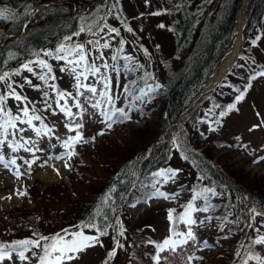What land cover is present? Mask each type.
I'll use <instances>...</instances> for the list:
<instances>
[{"label": "trees", "instance_id": "1", "mask_svg": "<svg viewBox=\"0 0 264 264\" xmlns=\"http://www.w3.org/2000/svg\"><path fill=\"white\" fill-rule=\"evenodd\" d=\"M175 1L172 9H164L159 13L162 16L159 27L166 30L167 36L174 42L175 52L179 53L187 46L190 34L197 26L203 13L201 7L210 0H191L198 1L191 11L188 9L191 6L189 0ZM241 1L220 0L216 19L213 23L205 21L197 35L194 50L185 62L181 61L184 67L179 70L174 67L169 71L164 65L153 76L146 68L147 57H142L138 65L129 64L120 68L117 64L123 50L116 52L115 73L117 78L123 80V104L116 108L115 102L107 103L105 113L112 114L115 109H123L127 118L119 117L117 113L112 121L104 119L102 127L84 140L93 142L100 138L103 143L94 148L95 152L75 153L79 161L72 164L71 172L75 178L69 180L70 189L67 190L63 184L49 186L44 191L38 190V183L26 186L23 193L33 209L9 211L0 216V244L38 240L41 236L52 237L58 233L63 235L65 229L68 232L82 231L85 235H99L96 229L82 226L91 222L107 231V235L100 236V244L94 246L95 249L92 247L93 251L97 250L92 264H101L113 248L117 255L112 258L107 255L103 264H159L160 254L168 248L163 251L158 249L157 245L166 239L155 240L152 235L157 213H144L132 220L129 211L153 199H179L183 194L186 199L179 201L176 206H162V210L157 211L166 217V230L171 239L177 236L173 240L182 239L175 235L181 232L179 228L185 223L179 217L192 203L196 209L191 213L192 219L196 221L193 225L198 226L204 221L214 223L201 242V248H212L214 245L220 249L208 256L195 254L190 257L189 264H244L246 259L247 264H259L255 259H248V256L252 254L264 258V245L251 243L258 235L264 236V215H256L264 214V177L247 186L241 178L230 175L226 162L214 159L213 146L219 151H226L236 145V136L233 141H213L208 137L205 125L209 124L213 134L220 132L223 120L245 100L251 87L248 85L261 78L255 75L264 71V65L254 64L251 47L260 43L263 35L264 0L248 1L244 11L243 52L239 53L220 85L200 97L194 107L189 109L192 101L209 83L214 66L225 51L232 47ZM49 2L51 4L45 5ZM110 16L123 21L130 28L119 0H0V75L7 74L4 80H0V95L6 97L3 108L12 114L9 101L15 98L9 95L12 90L9 85L15 87L16 82L21 81L19 75L24 64L34 68V64L44 60L48 52V60L68 56V49L58 55L57 48L65 41L73 40L69 49L74 50L76 38L87 33L98 34L105 25L110 26ZM81 28L84 31L81 32ZM133 32L126 35L128 42L122 38V49L129 44L127 46L133 51L140 48L145 51L143 38L136 37ZM51 81L48 80L49 85ZM41 83L44 88L48 87L44 81ZM241 91L244 98L237 102L236 97ZM232 104L236 107L229 110ZM50 111L45 108L44 99L29 108L30 115L42 118L33 120L30 129L46 125L54 131L55 126L47 125L43 119V115ZM221 112L226 114L221 116ZM139 122H143L141 129H131L133 123ZM108 123L112 126L108 127ZM109 134L113 140H109ZM6 138L3 134L4 141ZM200 149V154L194 152ZM10 150L13 151L12 148ZM13 153H17V150ZM184 156L188 159H184ZM0 157L9 161L1 151ZM168 169L175 171V176L156 175ZM190 170L195 181L188 188L179 183V179ZM228 175L232 182L240 186H231L226 181ZM175 182L177 189L171 192L168 185ZM91 183L92 192L87 190ZM95 187H98L97 193L93 192ZM209 188L217 195L205 193L209 197L207 203L212 207L208 212H203L200 209L205 205L204 199L198 197L193 200V197L197 192ZM158 193H164L165 196H159ZM249 196L255 209L248 211ZM70 209L71 217L66 213ZM249 224L252 227L247 228ZM121 228L123 236L119 235ZM256 228L259 233L254 230ZM114 232L122 248L117 247ZM243 235L245 239L242 242ZM65 238L71 239L70 236ZM41 255L42 248H31L25 252L28 264H39L38 257Z\"/></svg>", "mask_w": 264, "mask_h": 264}, {"label": "rangeland", "instance_id": "2", "mask_svg": "<svg viewBox=\"0 0 264 264\" xmlns=\"http://www.w3.org/2000/svg\"><path fill=\"white\" fill-rule=\"evenodd\" d=\"M189 1L191 3L193 2L191 0ZM248 1L249 0H243L244 4H242L241 8L244 7V11ZM219 2L220 0H210L209 3L201 7L203 13L196 23L197 26L190 34L187 46L181 50V52L176 53L172 38L167 36L165 29L159 27L162 16L156 14L164 9H172L176 3L175 0H119L120 8L128 22H130V28L135 31L133 32L135 36L137 35L143 38V46H146L145 49L147 51L141 48L133 51L132 48L127 46L129 44H126L121 52L120 42L122 38L124 41L126 40L128 42L126 35L131 33L125 30V23L123 21H117L116 17L111 16L109 19L110 26H107L109 28L113 26L119 29V36H116L114 33H109L108 28L105 27L98 34L87 33L79 36V39L76 38V46L81 44L84 45L88 64L94 62V64L101 69L100 73L96 75L89 73L87 74V78L84 76L80 77L82 84L97 89L95 94L89 92L87 88L81 87L79 92L82 93V95H78L76 77L71 71L72 66L68 65L65 60H58L56 58L48 60V53L50 52L45 54L44 61L51 67V73H48V69L42 68L39 63L34 64L35 67L32 68V72H28L27 69L24 68L21 75H19L21 81H17L13 88H15V91L20 95L26 96L27 101L21 102L15 101V99L9 101L12 115H19L20 120L16 121L15 128L10 127L8 129L6 141L3 139V134H5L4 130L0 128V140L4 141L3 144H0V151L4 153L9 160L7 161L5 159L0 162V216L9 211L19 209L30 211L33 209V205L28 202L23 193L26 186H33L35 183H38V190L44 191L49 186L63 184L67 190L70 189L69 180L71 177L75 178L71 172L72 164L75 161H79L75 153L85 154L95 152L94 148L96 146H101L103 141H101L100 138L93 142H84V140H86L87 137L93 136V134L102 127L104 122L105 117L102 113H105L107 102H105V98L101 97L100 93L105 91V77L108 83V95L111 97L112 102H115L116 108L121 107L123 104L122 91L124 84L122 78H117L115 73L116 62L112 59V57L116 55V52H121L117 64L120 68L129 64L138 65L142 57H147L148 62L146 68L153 76L159 73V70L163 69L164 65H166L169 71L174 67L175 70L176 68L179 70L184 67L181 61L183 60V62H185L184 60L194 50V43L197 39V35L202 30L206 23L205 21L207 20L209 23H213L216 19ZM191 3V6H188L190 11L195 4L198 5V1ZM49 4H51V2L45 5ZM72 41L67 40L62 43L65 50L72 46ZM97 41H99V43H97ZM104 43H108L109 47H101ZM60 46L57 49H59ZM242 47H244V44ZM228 50L230 51L231 48L225 51L214 68L220 65L223 57L229 52ZM63 52L57 51V54L60 55L63 54ZM125 57H130L131 59H125ZM251 57H253L254 64L264 65V26L260 43H256L253 48L251 47ZM68 58H77L75 52ZM165 59L167 63H165ZM174 60L177 62L175 63ZM105 63L108 65V68L103 67ZM61 68L67 70L61 71ZM247 68H249V65ZM81 71L82 68L76 69L77 73ZM45 73H48L50 77H55L54 80L51 79L50 85L54 84L58 91L70 94L67 95L65 99L60 100L59 103L64 104L65 101L67 102V107L73 113L72 117L60 111L56 102V91L50 87L44 88V86H42V80L38 77ZM27 81H31V84L27 83ZM45 92L48 93V102H51L52 107L51 113H45L43 119L46 120L45 123L47 125L55 126V130L49 132L47 135L42 134L37 136L35 130L30 129L28 124L21 123V120L25 118L20 109L24 106L32 108L34 104L42 102ZM97 101L101 102L100 107L93 108L92 105ZM77 103L81 105L80 108L75 106ZM3 122L4 116L0 114V124H3ZM78 124L82 125V127L77 128ZM132 125L131 129H141L143 127V122L133 123ZM222 126L223 129L221 128L222 130L220 132L213 134L214 131H211L209 129V124L206 123L205 127L208 137L213 141L216 140V142H219V140L224 142L227 140L233 141L236 136V145L231 146L226 151H219L216 146H213L215 148L214 159L218 158L226 162L230 175H234L238 179L241 178V180L244 181L243 183L247 186H251L252 182L259 181L264 177V76L252 81L245 100L239 104L235 112L231 113L223 120ZM69 128L72 130L70 131ZM20 129H23V131H20ZM77 132L83 137V141L73 144L71 148H65L64 142L70 137H75ZM108 138H110L109 140H113L111 134L108 135ZM25 140H28L29 143L25 144ZM61 142H63V144ZM10 143L25 146L20 147V151H18L17 148V153H13V151L10 150L13 145L10 147ZM118 146L121 148L120 144H118ZM25 148H29L31 151H26ZM198 151L201 152L202 149ZM69 153L72 154L69 155ZM11 160H15L16 163L14 165L11 164ZM26 161L28 163H26ZM5 164L8 166L5 167ZM17 173H19V175H17ZM180 179L179 183H183L189 188L194 185L195 176L190 170V172L183 173ZM229 180L230 177L228 175L226 181L231 184ZM176 185V182L174 184L170 183L168 189L173 192L177 189ZM91 188H93L92 183L88 184L87 190L92 192ZM96 188L98 187L93 189L94 193H97ZM185 199L186 196L183 194H181L179 199L169 197L157 198L148 204L130 210L129 214L132 220H135V218L144 213H150L152 215L157 213L155 215L156 219L152 235H154L155 240L161 238L168 239L171 238V235L166 230L168 229L166 217L159 215L157 211L162 210V206L174 207L179 201ZM66 213L69 217L72 216L71 209ZM213 226L214 223L208 221H204L198 226H189L186 223L181 224L179 228L181 231L180 233L186 234L189 227H191L195 239H188L187 243L176 246L174 250L172 248L165 250L160 254L159 264H189L190 257L195 254L208 256L210 253L215 254L219 252V247L214 245H212V248H201V242L207 237V234L211 231ZM175 238H178V236L172 239ZM183 238L184 237H182V239ZM117 241L119 240L115 238V242ZM93 248H88V250L79 254L77 259L67 262V264H92L97 254V250L93 251L95 249ZM0 264H28V261H21L17 255H12L11 259L5 258L0 261ZM101 264H103V262Z\"/></svg>", "mask_w": 264, "mask_h": 264}, {"label": "snow or ice", "instance_id": "3", "mask_svg": "<svg viewBox=\"0 0 264 264\" xmlns=\"http://www.w3.org/2000/svg\"><path fill=\"white\" fill-rule=\"evenodd\" d=\"M157 15L159 13H156ZM161 27H163V25H160ZM106 28H108V32L109 33H114L116 36L120 35V31L119 29L115 28V27H108L107 25H105ZM126 30L131 32L132 29L128 28L127 25H125ZM84 31L83 28H81V32ZM97 43H99V41H97ZM121 43V50L123 47V41L120 42ZM101 47L103 48H108L109 44L108 43H104L103 45H101ZM58 52H63L65 51V48L63 45L60 46L59 49H57ZM68 56H57L56 59L58 60H65L67 62L68 65H71V71L75 74L76 77V88H77V94L78 95H82V93L79 92V89L81 87L87 88V90L93 94H95L97 92V89L94 87H89L88 85H84L82 84L80 77L84 76L85 78H87V74H92V75H96L98 73H100L101 69L100 67L96 66L94 64V62L92 64H88L87 59H86V55H85V50H84V45H77L76 48L73 49H68ZM146 51V50H145ZM73 52H75V55L77 58L75 59H69L68 57L73 55ZM113 60L116 59V56L112 57ZM125 59H131L130 57H125ZM39 65L44 68V69H48V73H51L52 69L51 67L44 61V60H40L38 61ZM23 67L25 69H27L28 72H32L33 69L32 67L29 66V64H24ZM104 68H108V65L105 63L103 64ZM77 68H82V71L77 73L76 69ZM67 69L65 68H61V71H65ZM48 73H45L43 75H39V79L44 81V83L46 85H48V87L52 88L54 91H56L57 93V106L59 107L60 111L65 113L67 116L72 117L73 113L72 111L67 107V102L65 101L64 104H60L59 101L65 99V97L67 95H70L68 93H64V92H60L55 88V85H49L48 84V80L49 79H55V77H50L48 75ZM7 74L5 73L4 75H0V80H4L5 76ZM257 75L259 76H264V71H261L259 73H257ZM255 77H251V79H254ZM6 82V81H5ZM27 83L31 84V81H27ZM251 85H248V87H250ZM104 87H105V91L101 92L100 95L101 97L105 98V102L107 103H112L111 97L108 95V83H107V78H104ZM9 88H12V91L9 93V95H11L12 97L15 98V100L17 101H27V97L26 96H22L19 93H17L15 91V88L12 87V85H9ZM127 90V89H125ZM237 91H239V89H237ZM244 98V93L241 91L240 94L236 97V101L239 102L241 100H243ZM6 100V97L3 95H0V114H3L4 117H6V119L4 120L3 124H0V128H2L4 130L5 135L8 132V129L11 128H15L16 127V121L20 120V116H13L9 111H6L3 108V104L4 101ZM44 101H45V108L46 109H51L52 105L50 102H48V93L45 92L44 93ZM101 105L100 101H97L95 104L92 105L93 108H99ZM77 108H80L81 105L79 103H77L75 105ZM236 107L235 104H232L229 106V110L234 109ZM23 117L25 118L24 120H21V123H26L29 126H32V122L33 120H41V116L39 115H30L29 114V108L27 106H24L23 108L20 109ZM33 112H35V108L32 109ZM119 113V117L122 118H127V113L124 112L123 109H115L112 114H108V113H102V115H104L105 120L106 121H112L113 117L116 116V114ZM226 113L221 112L220 115L223 116ZM111 123H108V127H111ZM82 127V125H77V128ZM69 130L71 131L72 129L69 128ZM20 131H23V129H20ZM52 130L50 128H47L46 125H43L42 128H36L35 132L37 136L40 135H47L49 132H51ZM103 134V133H100ZM82 136L80 135L79 132H77L75 137H70L67 141L64 142V147L65 148H71L73 144L79 142L80 140H82ZM4 141L0 140V144H3ZM29 143L28 141H25V144ZM10 147H12V145H9ZM25 145H16L15 147H12L13 151H16L17 148L19 147H24ZM177 147H179V145H177ZM26 151H31V149L29 148H25ZM72 153H69V155H71ZM183 155V153H182ZM184 159H188L187 156L183 157ZM3 161V157H0V162ZM11 164H15L16 161L15 160H11L10 161ZM26 163H28L26 161ZM8 165L5 164V167H7ZM175 171H173L172 169H168L166 171H161L160 173H157L156 175H160V176H167V177H171V176H175ZM17 175H19V173H17ZM205 193H211L212 196L217 195V193L213 190V189H204L201 192H197L196 195L193 197V200L197 199L198 197H202L205 201V205L202 209H200V211L203 212H208L209 208L212 207V205H210L209 203H207L209 197L207 195H205ZM159 196H165L164 193H158ZM167 198V197H165ZM196 209L194 208L192 203H189L186 207V210L184 211V213L179 217L180 221H184L186 224H188L189 226L196 224V221L192 219L191 213L193 211H195ZM256 215H264L261 213H257ZM255 217H253L254 219ZM169 219H172V214L171 212L169 213ZM208 219H211L210 217ZM203 223V222H201ZM84 228H94L96 229V231L99 233V235H85L82 231H77V232H68L67 229L64 230V234H56L55 236L52 237H44L41 236L38 240H23V241H16L13 244H0V261L4 260L5 258L11 259L12 258V253H16L18 258L23 261L28 259V257L25 256V252L30 251L31 248H37V249H41L43 250V255L39 256V264H67V262L73 261L75 259L78 258L79 254L85 252L88 248L94 247L98 244H100V236H105L107 235V231L106 229L101 230L100 228L97 227L96 224L94 223H85L82 225ZM249 227H252L251 224L248 225ZM257 233H259V229L256 228L254 229ZM120 236L124 235L123 229L121 228V231L119 232ZM175 235H179L184 237L183 239L180 240H173L171 238L164 240V242L162 244L157 245V248L160 249L161 251H163L165 248H172L173 250L175 249V247L179 244H183V243H187L188 239H195V236L193 235V232L191 230V227H189V230L187 231L186 234L184 233H175ZM66 236H70L71 239H66ZM41 241H44L45 243L41 244ZM252 244L254 245H264V236H260L258 235L254 240L251 241ZM117 247L122 248L123 245L119 243V241L116 242ZM102 246V245H101ZM109 258L115 257L117 255V251L115 248H113L111 251H109L107 253ZM237 255H239V253H237ZM248 259H255L259 262V264H264V258H262L259 255H252L249 254ZM244 264H247V259L244 261Z\"/></svg>", "mask_w": 264, "mask_h": 264}, {"label": "bare ground", "instance_id": "4", "mask_svg": "<svg viewBox=\"0 0 264 264\" xmlns=\"http://www.w3.org/2000/svg\"><path fill=\"white\" fill-rule=\"evenodd\" d=\"M243 28H244V7L239 10L237 16V33L232 42L231 50L230 52L226 53V55L223 57L220 65L214 68L213 75L211 77L213 85L215 83H218L224 77L226 71L229 69L230 65L234 62L237 53L241 49L243 42L242 41Z\"/></svg>", "mask_w": 264, "mask_h": 264}, {"label": "water", "instance_id": "5", "mask_svg": "<svg viewBox=\"0 0 264 264\" xmlns=\"http://www.w3.org/2000/svg\"><path fill=\"white\" fill-rule=\"evenodd\" d=\"M212 87H213V83L211 82L210 85L208 86V88L204 89V90L200 93V95L203 94L206 90H209V88H212ZM230 183H231L232 186H236L234 183H232V182H230ZM251 204L253 205L252 201H251Z\"/></svg>", "mask_w": 264, "mask_h": 264}]
</instances>
